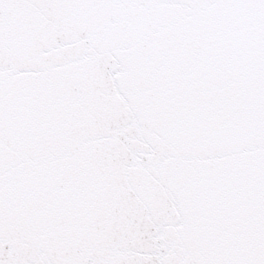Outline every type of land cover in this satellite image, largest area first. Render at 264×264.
I'll return each mask as SVG.
<instances>
[{
  "label": "snow or ice",
  "instance_id": "snow-or-ice-1",
  "mask_svg": "<svg viewBox=\"0 0 264 264\" xmlns=\"http://www.w3.org/2000/svg\"><path fill=\"white\" fill-rule=\"evenodd\" d=\"M0 264H264V0H0Z\"/></svg>",
  "mask_w": 264,
  "mask_h": 264
}]
</instances>
